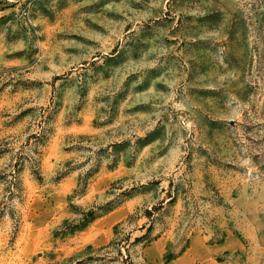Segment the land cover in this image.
<instances>
[{
    "label": "rangeland",
    "instance_id": "374dc122",
    "mask_svg": "<svg viewBox=\"0 0 264 264\" xmlns=\"http://www.w3.org/2000/svg\"><path fill=\"white\" fill-rule=\"evenodd\" d=\"M78 260L264 264V0H0V264Z\"/></svg>",
    "mask_w": 264,
    "mask_h": 264
},
{
    "label": "trees",
    "instance_id": "16d2710c",
    "mask_svg": "<svg viewBox=\"0 0 264 264\" xmlns=\"http://www.w3.org/2000/svg\"><path fill=\"white\" fill-rule=\"evenodd\" d=\"M44 131H45V128L43 126H41V130L38 133L32 134L33 135L32 137L35 138L33 144H31V145H33L32 152L36 155L39 154V152L37 151V146L39 145V143H41V140H43V138H44V136L42 135V133ZM150 141H152V139L148 138V137H145L144 139H140L139 140L140 146H144L145 144L149 143ZM113 145L117 151L123 150V148H121V147L124 146V143H115ZM20 155H22L21 152H20ZM37 159H38L37 157L33 158V160H34V162H33L31 160V157H30V160L33 162V164H32L34 167L33 172L38 175V160ZM23 161H24L23 157L20 158L19 160L15 161V163L13 164V166L16 167L15 170L13 169V171H15V173L19 172L20 168L23 165ZM114 165L115 164H110L109 167H113ZM98 166H99V164L91 165L87 174L89 175V174L95 173L98 170ZM12 175H13V180L15 181L16 175L15 174H12ZM169 199H170L169 202L172 201L174 199V196L170 194ZM147 213H148V215L150 214L149 211ZM82 215H83V217H82V220H81L79 225L74 224L72 226H66L65 227L66 230H64V232H67V230L72 231L75 229L83 228L87 223H89L90 221H92L96 217L97 213L94 210H88V211L84 212ZM142 228H144V226ZM150 231L151 230H150V226H149L144 234L135 238V242H143V241L150 242V238H149ZM88 249H92V248L88 247ZM117 250H119V248ZM119 252H120V250H119ZM93 259H95V258L92 256L91 253H89V256H87V260H93ZM82 261L83 260H78L77 262H75V264H83Z\"/></svg>",
    "mask_w": 264,
    "mask_h": 264
}]
</instances>
